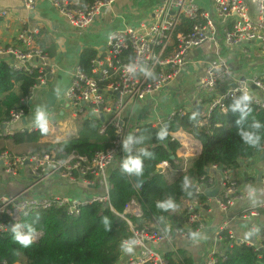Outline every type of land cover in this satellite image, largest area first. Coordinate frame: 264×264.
Wrapping results in <instances>:
<instances>
[{
    "label": "built area",
    "instance_id": "obj_1",
    "mask_svg": "<svg viewBox=\"0 0 264 264\" xmlns=\"http://www.w3.org/2000/svg\"><path fill=\"white\" fill-rule=\"evenodd\" d=\"M26 9L34 10L43 0H20ZM66 18L71 26L87 28L101 14L103 9L113 5L117 0H93L85 4L73 0H47ZM216 17L231 20L230 27L217 26L216 18L210 11L199 7L196 0H164L154 11L153 20L143 22L136 27L113 32L107 41L105 50L90 63L87 73L78 64L74 67L70 82L62 96L58 97L56 107L49 113V124H56L57 116L69 114L73 119L85 118L101 120L100 133L112 130L115 133L111 147L98 152L91 160L75 153L66 158H60L56 152H33L25 155H14L9 151L0 153V167L4 174L14 177L23 167L29 165L35 179H43L52 175L59 176L68 184L81 180L86 189L96 185L103 186V193L86 199L71 196L54 197L51 195H34L28 188L17 194L0 195V215H6L18 221L22 215L47 211L54 207L63 208L71 217L80 215L83 206L94 202L112 209L109 196L108 169L119 163L124 153V141L129 134L138 132V127L130 128L123 119V112L128 104L144 101L147 97L169 90L174 81L185 72L189 66L198 62L190 59V53L205 43L219 46L221 42L227 46L251 45L257 43L264 51V0H212ZM250 5L256 8V17L250 13ZM8 16L6 10L0 9V17ZM182 19L191 22L188 31L180 29ZM39 30H23L18 36V45L0 48V55L7 57V63L14 72L36 75V84L30 93L20 100V109L11 113V118L2 126L0 136L10 137L17 132H37L35 124L27 128L23 125L29 113L35 112L36 94L46 90L56 76L57 67L51 63L50 56L35 45ZM134 68L127 72L128 67ZM231 85L229 89L218 94L221 85ZM252 97V103L264 110V81L260 77L248 80H234L232 69L226 62L210 64L199 78L196 91L200 102L207 104V117L216 108H225V102L241 95L244 91ZM183 109H177L169 118L184 116ZM162 126V125H159ZM157 127V126H156ZM56 134L59 130H54ZM174 133L172 140L178 141ZM75 136L72 132L68 137ZM179 142V141H178ZM180 143V142H179ZM181 144V143H180ZM264 153V144L262 146ZM189 156L184 151L183 158ZM169 168L168 162L157 166V173H163ZM221 175L220 191L214 198L215 206L220 213L228 214L238 201L248 199L258 193V186L249 191H242L238 181L232 175V169L211 168ZM210 170V171H211ZM212 185V179L208 181ZM136 185V184H135ZM137 187V186H136ZM209 188L204 183L197 184V193H204ZM264 193V171L260 185ZM188 219L185 230L174 229L166 232L161 227L134 228L127 216L141 217L142 211L137 200H133L122 215L132 230L133 251L124 264H168L165 255L156 246L164 244L173 235H179L186 241H191L194 235L205 227L204 219L209 210L203 209L198 201L187 205ZM264 201L256 205L249 213L244 211L243 219L261 217ZM12 225L6 221L0 222V233L10 231ZM264 227V224H263ZM38 235L34 236V241ZM228 242L229 247L246 245L262 251L249 239L238 237L230 229V219H226L218 230V238ZM128 241V240H125ZM216 252L208 254L206 264H217ZM0 264H7L6 262Z\"/></svg>",
    "mask_w": 264,
    "mask_h": 264
},
{
    "label": "trees",
    "instance_id": "obj_2",
    "mask_svg": "<svg viewBox=\"0 0 264 264\" xmlns=\"http://www.w3.org/2000/svg\"><path fill=\"white\" fill-rule=\"evenodd\" d=\"M190 27L191 22L182 19L180 29L188 31ZM95 57V52L86 50L80 56L79 65L84 71L91 73L90 63ZM36 78V75L14 72L7 62L0 61V134L4 123L10 120L11 113L20 109V100L30 93L36 84ZM239 96L226 101L224 109H213L209 117L191 110L182 117H173L162 126H138V132L132 134L131 151H124L108 178L112 209L94 202L83 206L77 217L69 216L65 209L58 207L22 215L18 221L0 215V222L6 221L12 226L15 223L30 224L37 229L35 235H38L37 240L25 248L12 239L10 231L0 233V263L117 264L122 254L121 242L132 238L131 227L122 215L133 200H137L142 211L141 217L127 216L134 228L158 226L165 230L167 223H171L174 229L185 230L183 225L189 216L186 206L189 202L198 201L203 209L208 208L209 197L205 193H197V184L211 186L208 183L212 179L211 168L218 166L222 169H237L242 161L262 150L264 141L260 149L248 148L239 132L249 130L254 118L264 125V110H260L251 101V114L237 124L241 113L232 111L231 105ZM81 119L75 136L38 150L54 151L60 158L75 153L91 160L96 153L111 147L115 139L112 130L102 134L101 120ZM161 128L168 131L164 141L156 138ZM179 131L186 132L201 143L198 155L188 160L177 155L181 144L172 140V134ZM257 131L264 132V127ZM44 134L26 130L7 139L19 147L38 143ZM141 137L148 139L141 145L136 144L135 141ZM141 147L151 155H142L139 151ZM128 156H139L143 161L142 176L130 175L122 170L121 163ZM163 162H168L169 168L163 173H157V166ZM134 177L146 180L142 189L136 187ZM169 198L176 205L174 209L163 211L157 208L158 201ZM104 217L110 220L107 230L102 222ZM21 231L26 229L22 228ZM262 243V251L246 245H226L223 254L216 255L217 264H264V240ZM165 258L168 264H194L192 257L183 249L166 253Z\"/></svg>",
    "mask_w": 264,
    "mask_h": 264
},
{
    "label": "crops",
    "instance_id": "obj_3",
    "mask_svg": "<svg viewBox=\"0 0 264 264\" xmlns=\"http://www.w3.org/2000/svg\"><path fill=\"white\" fill-rule=\"evenodd\" d=\"M81 4L90 3L93 0H73ZM164 0H117L113 5L103 9L101 14L87 28H77L70 25L68 20L61 16L54 5L47 0L39 2L34 10L25 8L20 0H0V9L6 10L8 16L0 17V48L17 46V36L23 31L39 30L35 40L40 49L50 56L51 63L57 67L56 76L46 90L38 92L34 105L38 107L47 105V93L54 92L59 96L66 91L71 73L79 64L81 54L90 50L100 55L105 50L109 36L118 30L127 27H136L143 22L153 20L155 8ZM199 7L210 11L216 18L217 26L230 27L231 20L216 17L212 0H196ZM250 13L256 17V8L250 5ZM190 59L198 62L189 66L172 84L169 90L147 97L144 101L128 104L123 112V119L130 128L150 124L154 127L164 125L169 116L177 109L186 112L199 110L206 115L207 104L200 102V96L196 91L199 78L204 70L213 63L226 62L232 69L234 80H248L252 77H260L264 81V51L257 43L251 45L227 46L221 42L219 46L212 43L195 48L190 53ZM0 61H7V57L0 55ZM231 85L223 84L218 89V94L229 89ZM58 116H62L61 112ZM35 112L29 113L26 118L27 128L34 124ZM205 123V122H204ZM24 125V123H23ZM181 148L177 155L182 157L184 151H189L185 160L191 159L201 151V143L184 131L174 133ZM5 143V144H4ZM2 145H9L5 140ZM11 147H16L9 145ZM183 158V157H182ZM114 166L108 169L110 175ZM264 171V153L254 154L246 161H242L237 169H232L233 177L238 181L242 191H249L258 186V193L248 199L238 201L228 214L218 211L215 206V197L208 195V208L203 230L194 235L191 241H186L179 235H173L170 241L156 246L164 255L175 252L177 249L185 250L193 259L194 264H206L208 254L215 251L216 255H222L228 245L222 237L218 238L219 227L226 219H230V229L241 238L249 239L256 247H263L264 240V210L261 217L244 220V211L249 213L257 204L264 201V193L260 192V185ZM212 185L204 189V193L220 191L221 175L218 171H210ZM28 188L34 195H51L54 197L71 196L86 199L103 193V186L96 185L86 189L81 180L75 184H68L59 176H49L43 179H35L31 174L29 165L23 167L14 177L4 174L0 167V195L17 194ZM173 224L167 223L166 232L173 231ZM186 228V223L183 225ZM132 253V252H131ZM131 253L122 251L117 264H124Z\"/></svg>",
    "mask_w": 264,
    "mask_h": 264
},
{
    "label": "clouds",
    "instance_id": "obj_4",
    "mask_svg": "<svg viewBox=\"0 0 264 264\" xmlns=\"http://www.w3.org/2000/svg\"><path fill=\"white\" fill-rule=\"evenodd\" d=\"M127 72H133L134 68L131 66L126 69ZM252 97L248 92L245 90L238 99L231 105L232 111H239L241 113L240 120L237 121V124H240L245 118H247L251 112L252 108L249 106L251 104ZM194 118V117H193ZM35 126L39 129L41 133H47L49 130V113L45 111L43 107H37L35 110V119H34ZM264 127L258 120L255 118L252 120L249 130H241L239 135L244 143L245 146L252 149H260L262 145V141H264V132L257 131ZM168 136V131L165 128H161L157 134L156 138L158 141H164ZM148 138L141 137L139 140H136L135 143L138 145L143 144V141ZM133 144V136L131 134L124 141V150L126 152L131 151V145ZM140 153L144 156H150L151 153L147 152L145 148L141 147L139 149ZM166 166V162H165ZM122 170L130 175L135 176H142L144 165L143 161L140 159L139 156L132 157L128 156L126 159L123 160L121 163ZM187 185V179L185 180V186ZM157 208L163 211H167L169 209H174L176 205L173 204L171 198L163 201L157 202ZM103 226L105 230H107L110 226V220L108 217L103 218ZM26 229V231H21V229ZM12 239L20 244L21 246L27 248L34 242V236L37 232L30 224H22V223H15L10 229ZM195 239V237H194ZM137 243L134 239H129L128 241L121 242V249L125 253H131L133 251L132 245Z\"/></svg>",
    "mask_w": 264,
    "mask_h": 264
},
{
    "label": "rangeland",
    "instance_id": "obj_5",
    "mask_svg": "<svg viewBox=\"0 0 264 264\" xmlns=\"http://www.w3.org/2000/svg\"><path fill=\"white\" fill-rule=\"evenodd\" d=\"M36 97H38V92L36 94ZM38 107H43L45 111H53V109H47L46 106L38 105ZM54 115L57 117L56 124H49L48 132L45 133L41 140L36 144L10 148L9 145L14 146L13 143L11 144L10 142L9 145H2L1 143H3L5 140H8V137L0 136V153L2 151H9L14 155H25L33 152H41V150H38V148H44L53 142L65 140L71 135L72 132H74L75 135L77 134L80 123L82 122L81 118L73 119L69 114H66L64 116H57V114L55 113ZM54 130H59V132L56 134Z\"/></svg>",
    "mask_w": 264,
    "mask_h": 264
},
{
    "label": "water",
    "instance_id": "obj_6",
    "mask_svg": "<svg viewBox=\"0 0 264 264\" xmlns=\"http://www.w3.org/2000/svg\"><path fill=\"white\" fill-rule=\"evenodd\" d=\"M58 100V95L54 92H48L47 93V109H54L56 107V103ZM197 112H199V110H196ZM101 120L103 121V117L101 116ZM24 125H26V120L23 121ZM173 158V157H172ZM133 182L136 184L138 189H142L146 183V180H142L139 178L134 177L133 178ZM207 196H211V197H216V193L215 192H209L206 194Z\"/></svg>",
    "mask_w": 264,
    "mask_h": 264
}]
</instances>
